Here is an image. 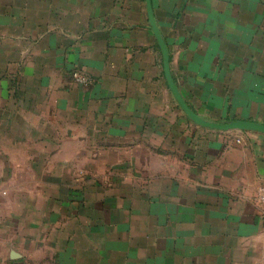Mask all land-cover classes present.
<instances>
[{
	"label": "crops",
	"instance_id": "crops-1",
	"mask_svg": "<svg viewBox=\"0 0 264 264\" xmlns=\"http://www.w3.org/2000/svg\"><path fill=\"white\" fill-rule=\"evenodd\" d=\"M152 2L190 107L264 123V0ZM14 115L68 121L55 129L65 146L114 166L108 195L121 202L105 216L127 246L116 251L113 237L95 251L97 237L74 227L83 218L50 221L46 206L25 205L26 218L0 230V264H264V132L211 129L185 114L146 0H0V116Z\"/></svg>",
	"mask_w": 264,
	"mask_h": 264
},
{
	"label": "rangeland",
	"instance_id": "rangeland-1",
	"mask_svg": "<svg viewBox=\"0 0 264 264\" xmlns=\"http://www.w3.org/2000/svg\"><path fill=\"white\" fill-rule=\"evenodd\" d=\"M45 124L48 131H26L28 125L44 128ZM60 124L66 128L68 121L33 115L0 116V230L12 231L11 227H6L4 221L25 219L28 214L27 210H22L27 209L25 205H37L40 209L46 206V218L50 221L83 218V224L78 223L74 227L78 228V235L81 230L85 238L97 237L99 244L94 246L95 251H102L103 242L113 237L116 240L110 241L114 249L125 251L127 243L121 240L122 234L113 236L110 233L114 230L107 226L111 215L105 216L109 205L117 207L121 202L119 197L108 195V184L113 182L108 180L107 175L114 166L106 163H84L77 156L79 152L84 155L88 149H77L75 143L68 139L65 146L62 138L66 132L55 130ZM72 134L69 132V136ZM43 137L48 138L46 147H43L44 142L41 141ZM142 167L139 164L130 166L133 173L139 172ZM92 209L94 216L91 215ZM116 212V215H121L120 218L124 219V213ZM96 215L100 225L99 228H92L91 219ZM155 215L156 213L153 217ZM117 217L112 216V219ZM152 236L154 237L153 233ZM127 239L130 241V235ZM93 241L95 242L94 238ZM84 246L88 244L85 243ZM144 247L145 245L139 252L144 253Z\"/></svg>",
	"mask_w": 264,
	"mask_h": 264
},
{
	"label": "water",
	"instance_id": "water-1",
	"mask_svg": "<svg viewBox=\"0 0 264 264\" xmlns=\"http://www.w3.org/2000/svg\"><path fill=\"white\" fill-rule=\"evenodd\" d=\"M148 17L150 21V27L154 32V35L157 39L158 45L160 47L162 57H163V66L165 76L169 85V88L177 100L181 109L185 112V114L195 123L209 127L211 129H220V130H255L264 132V123L251 121V120H244V119H230L225 121H214L211 119H207L201 115H199L194 109L190 107L187 103L185 98L183 97L181 90L179 89L178 84L176 83L172 71H171V64H170V49L168 47L167 41L162 34V31L157 23L154 7L152 0H146Z\"/></svg>",
	"mask_w": 264,
	"mask_h": 264
},
{
	"label": "built area",
	"instance_id": "built-area-1",
	"mask_svg": "<svg viewBox=\"0 0 264 264\" xmlns=\"http://www.w3.org/2000/svg\"><path fill=\"white\" fill-rule=\"evenodd\" d=\"M74 78L76 79V81L80 82V83H88L89 82V77L85 74H82L81 72L75 71L73 73ZM262 201L264 202V196H262ZM261 221L263 223L264 226V210L261 213Z\"/></svg>",
	"mask_w": 264,
	"mask_h": 264
}]
</instances>
